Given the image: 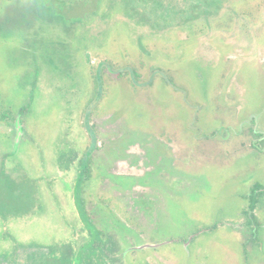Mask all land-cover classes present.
<instances>
[{"label":"rangeland","instance_id":"1","mask_svg":"<svg viewBox=\"0 0 264 264\" xmlns=\"http://www.w3.org/2000/svg\"><path fill=\"white\" fill-rule=\"evenodd\" d=\"M31 1L0 0V258L48 234L79 242L81 219L115 223L127 264H241L235 226L264 185L251 145L253 124L264 136V0H171L173 14ZM202 3L206 16L187 9ZM256 211L264 224V199Z\"/></svg>","mask_w":264,"mask_h":264},{"label":"flooded vegetation","instance_id":"2","mask_svg":"<svg viewBox=\"0 0 264 264\" xmlns=\"http://www.w3.org/2000/svg\"><path fill=\"white\" fill-rule=\"evenodd\" d=\"M34 1L32 0V2ZM92 18L94 19L95 16ZM74 24L82 32H86L89 22L79 19L78 21L75 20ZM251 128L257 132L254 129V124ZM257 134L262 140L264 139L262 133L257 132ZM257 147L259 149L254 150L264 151L262 144ZM256 184L259 185V188L254 190V193H260V195L255 207L250 208L248 196L252 194V189ZM72 194L75 196L74 193ZM78 196L81 198V193ZM263 199L264 185L259 182L252 184L250 192L244 197L246 203L242 208V213L239 214L241 222L235 226L242 252L241 264L263 263L264 224L256 211ZM80 221L85 232L83 239L79 242H77L78 237L74 233L71 235L72 239H53L52 235L49 236L48 234L44 239L47 241L33 238L24 243L17 242L15 249L11 252L6 251L5 256L1 258H4L7 264H127L122 260L121 251L118 252L119 248L115 246L116 242L121 243L122 237L125 236L116 230L115 223H96L94 224L96 229L91 232L85 228L86 226L81 219ZM208 230L215 231L217 226H210ZM144 263L150 264L148 261Z\"/></svg>","mask_w":264,"mask_h":264},{"label":"trees","instance_id":"3","mask_svg":"<svg viewBox=\"0 0 264 264\" xmlns=\"http://www.w3.org/2000/svg\"><path fill=\"white\" fill-rule=\"evenodd\" d=\"M132 1L134 2V4L135 3L136 4H141V3H139V2H141L140 0H132ZM147 1L148 2L150 1V2H156L157 3L156 7L153 6V8H152V7L148 6L147 8L150 7L151 10H153V11H156V10H158V11L160 10L161 11V10H163V11H166V14H168V13L169 14H173L174 10L177 7V5L171 0H147ZM56 2H59V0H53L52 3H50L48 0H35L34 1V5L42 6V8L49 9V3H50L51 5H55L54 7L52 6V8L50 9L52 12H55V10H56L55 8H57ZM201 5L202 6H193V5L190 4V6H188L187 9L196 11L197 9L200 8V9L203 10V13H202L203 16H206L207 14H209L208 10L206 8L208 6V4L202 3ZM94 8H96V7H94ZM94 8L92 9L93 11L91 10L92 11V14H91L92 16L96 14V11L94 10ZM131 12H132V10H131ZM189 12H192V11H189ZM79 19L80 18L77 17V19H74V21L75 20L78 21ZM12 24H13V22H12ZM31 98L32 97H29V98H27V100H24L22 105L19 107L18 115H19V119L20 120L24 117V115H26L28 107H29V105L31 103ZM4 115L5 114H2L1 116H4ZM251 132H252V130H251ZM253 132H254L253 134L255 136L259 137V135L255 131H253ZM262 143H263V140H260V144H262ZM251 145H252L253 149H259V147H257V144L255 142H252ZM89 170H90V167L87 166V165L80 167L79 168L80 173H78V179L75 181V184L73 185V192L72 193H74V195H75L74 196V201H75L76 207H78V208H80L79 207V203L82 200L80 198V196H78V194L80 193L81 186L83 185L82 183L84 182L83 181L84 177H88ZM257 188H259L258 184H256L253 187L252 194L248 196V200H249V204L248 205H249L250 208H254L255 205L258 202V196L260 195V193H254V190H256ZM13 218H15V217H13Z\"/></svg>","mask_w":264,"mask_h":264}]
</instances>
